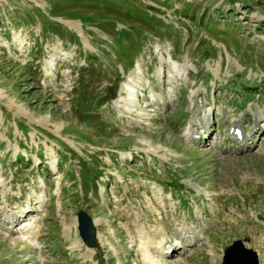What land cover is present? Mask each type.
I'll return each mask as SVG.
<instances>
[{
	"label": "rangeland",
	"instance_id": "1",
	"mask_svg": "<svg viewBox=\"0 0 264 264\" xmlns=\"http://www.w3.org/2000/svg\"><path fill=\"white\" fill-rule=\"evenodd\" d=\"M251 12L261 20L264 0H0V264H96L95 259L99 264H143L146 230L162 227L173 235L188 224L189 215L209 219L218 253L234 237L253 236L257 226L264 227L260 218L245 224L248 203L242 195L264 193V187L253 190L255 178L248 175L264 178V150L222 156L208 141L192 143L184 129L188 113L181 112L193 94L199 109L205 103L214 113L216 107L226 108L230 118L251 103L242 89L253 90L259 74L264 80V38L256 44L239 37L241 25L250 39L264 30L262 20L252 25ZM114 24L131 30L120 43L113 38L123 32L114 31ZM125 48L138 56L123 72ZM201 49H218L221 58H202ZM216 59L217 73L205 72V62ZM92 66L94 74L88 73ZM259 86L263 89L264 83ZM152 93L165 104L153 103ZM84 101L93 103L86 108ZM258 102L261 106L264 97ZM129 106L139 110L127 113ZM141 109L148 119L135 118ZM72 152L85 162L78 160L85 189V164L100 170L90 174L97 191L86 197ZM19 154L26 164L18 166ZM59 154L64 158L57 166ZM173 178L181 185L171 194L166 181ZM237 193L244 197L236 198ZM179 197L185 206L178 205ZM18 201L34 211L12 227L3 220L17 214ZM234 204H243L241 232L233 224ZM80 206L99 218L96 228L105 242L91 253L72 243L69 220L73 225ZM39 215L42 221H36ZM215 219L228 226L217 231L221 224ZM33 225L38 231L24 238L21 231ZM252 239L247 246L259 249ZM204 248H195L187 259L172 256L156 264H211ZM145 258V264H153V257Z\"/></svg>",
	"mask_w": 264,
	"mask_h": 264
},
{
	"label": "water",
	"instance_id": "2",
	"mask_svg": "<svg viewBox=\"0 0 264 264\" xmlns=\"http://www.w3.org/2000/svg\"><path fill=\"white\" fill-rule=\"evenodd\" d=\"M77 230L78 233L80 235V237L82 238V240L84 242H86L89 245H94V229L93 226L91 224L90 218L83 212V211H78L77 212ZM240 243L239 241H235L232 243L231 246H229L228 248L225 249V256L226 255H231L233 260H228L227 264H234V260L236 258V256L238 255H242L240 252H246L245 255H247L248 257L251 258L248 259L250 261H248V264H256L255 263V254L253 252H251L250 250H245L243 248H241V246H239ZM224 256V257H225ZM228 257V256H227ZM242 262L244 264H246V259L243 258Z\"/></svg>",
	"mask_w": 264,
	"mask_h": 264
},
{
	"label": "bare ground",
	"instance_id": "3",
	"mask_svg": "<svg viewBox=\"0 0 264 264\" xmlns=\"http://www.w3.org/2000/svg\"><path fill=\"white\" fill-rule=\"evenodd\" d=\"M124 89L125 88H122V91H124ZM123 98V97H122ZM117 101H120V100H117ZM116 101V102H117ZM123 102V101H122ZM132 106H129V110H126V112H129V111H131L132 109ZM136 109H138V107H136ZM139 110V109H138ZM144 114L142 113V111H140L139 113L137 112V116L138 117H142ZM136 118V117H135ZM140 122V121H139ZM138 122V123H139ZM235 122H238V120H235ZM136 124V123H135ZM192 126L194 125V124H191ZM200 125L201 126H203L204 127V124H203V122H200ZM192 129V128H191ZM157 147V146H156ZM143 149H145V148H143ZM159 149V148H158ZM148 150V149H147ZM146 150V151H147ZM152 152H154V151H152ZM151 152V153H152ZM153 154V153H152ZM164 154V153H163ZM24 191V190H23ZM25 194V193H24ZM18 199V198H17ZM22 208V207H21ZM31 209H28V208H25V209H23L22 211H21V213H23V214H14L12 217H10L9 218V221L10 222H15L16 220H18L19 219V217L21 216V215H25V214H27L29 211H30ZM3 212V211H2ZM7 214V213H6ZM150 215V214H149ZM97 219H99V218H95V219H93V221H94V224H98V220ZM146 219V218H145ZM149 219H151L150 217H149ZM168 219V218H167ZM5 220V219H4ZM70 221V220H69ZM165 221V220H164ZM66 225V224H65ZM135 226H136V224H135ZM254 228V227H253ZM189 229H191V231L190 232H193V233H197V231L196 230H194L193 228H189ZM257 229V228H256ZM167 230V229H166ZM100 233H98L97 234V237H98V239L100 238L101 239V241L102 242H104V239L103 238H101L100 237V235H99ZM75 237H74V239H73V242H75L76 244L78 243V245H81L80 244V242H79V240H78V238H77V236L76 235H74ZM221 236V235H220ZM43 238V237H42ZM198 240V238L195 240V241H197ZM105 243V242H104ZM167 247V246H166ZM166 247H164V248H166ZM86 249V251H89L90 249H88V248H85ZM242 255H238V256H236V258H235V260H234V264H244L243 262H242V260H243V258H245L246 259V264H248V261H250L251 260V258L250 257H248L247 255H245L246 254V252H243V251H241L240 252ZM226 254V253H225ZM225 256V255H224ZM228 256V257H227ZM152 256H150V254H148V258H151ZM219 259L220 258V255L219 254H217V253H215V261L217 260V259ZM233 260L232 259V257H231V255L229 256V255H226L225 257H224V261H223V264H227V261L228 260ZM248 259H250V260H248ZM175 264H178V263H175Z\"/></svg>",
	"mask_w": 264,
	"mask_h": 264
},
{
	"label": "trees",
	"instance_id": "4",
	"mask_svg": "<svg viewBox=\"0 0 264 264\" xmlns=\"http://www.w3.org/2000/svg\"><path fill=\"white\" fill-rule=\"evenodd\" d=\"M120 32H121V31H120ZM122 34H125V35H126L127 33L123 32Z\"/></svg>",
	"mask_w": 264,
	"mask_h": 264
}]
</instances>
